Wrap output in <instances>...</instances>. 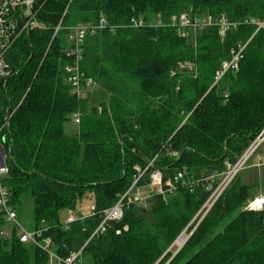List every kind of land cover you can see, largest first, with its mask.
<instances>
[{
  "label": "trees",
  "instance_id": "1",
  "mask_svg": "<svg viewBox=\"0 0 264 264\" xmlns=\"http://www.w3.org/2000/svg\"><path fill=\"white\" fill-rule=\"evenodd\" d=\"M41 28L23 34L6 60L0 82V118L8 172L3 183L17 209L33 199L35 229L66 258L83 250L92 264H264V206H246L250 186L237 175L205 214V177L226 170L264 130V0H37ZM189 12L226 15L238 22L224 37L219 27L180 36L171 25L133 27ZM110 26L88 35L82 70L103 91L98 103L78 98L67 80L70 27ZM60 25L55 34L56 27ZM239 43H247L238 70L215 83L216 71ZM189 61L194 71L181 69ZM73 134L65 125L74 112ZM153 164L149 166V163ZM154 170L165 181L184 172L191 181L147 207L132 203L109 229L91 238L101 212L139 177ZM193 184H192V183ZM86 199L97 214L66 228L65 212ZM205 214V215H204ZM5 216L0 212V230ZM191 234L178 251L173 243ZM50 255L17 235L0 237V264H49Z\"/></svg>",
  "mask_w": 264,
  "mask_h": 264
},
{
  "label": "built area",
  "instance_id": "2",
  "mask_svg": "<svg viewBox=\"0 0 264 264\" xmlns=\"http://www.w3.org/2000/svg\"><path fill=\"white\" fill-rule=\"evenodd\" d=\"M37 5V0H0V82L10 72L6 57L15 42L23 34L43 26L38 18L39 9ZM246 22L256 23L258 29L264 28V21L258 22L251 19L246 20ZM169 25L175 27L178 34L183 37H187L189 31L196 42L197 34L200 31L218 26L220 35L224 37L231 29L237 28L239 23L230 21L226 15L218 20L210 14L193 15L189 12L173 15L169 22H166L160 16L155 17L151 21L143 17L133 18L131 21V26L136 28L146 26L163 27ZM109 26L110 23L108 20L102 16L98 24H78L70 27L68 33L70 47L67 49V54L73 57L74 61L66 65L65 70L67 72V80L71 84L72 93L80 99L87 98L95 84L94 79L89 77L81 67L85 39L88 35H95L98 30L108 28ZM60 27V25L56 27L55 34L59 31ZM246 46L247 43H239L238 46L232 50L231 57L224 60L220 68L216 71L214 84H217L228 71L238 70ZM179 67L191 71L196 69L195 65L189 61L180 62ZM72 118L76 124H80L81 112H74ZM5 124L6 123H3L0 118V212L5 216V225L0 230V237L13 238L14 235H17L21 242L33 243L41 247L50 255L49 264H86L83 256V250L86 244L80 250L72 252L66 258H62L52 250V238L50 236L43 237L44 229L28 230L19 220L18 212L11 204L10 190L3 183V176L8 172L7 152L3 146ZM263 143L264 130L258 134L235 162H226V170L221 173L213 172L204 178L206 181V188L210 191L209 198L203 207L205 214L226 190L231 181L247 166L251 157ZM3 149L5 150L4 153ZM262 162L264 163V161ZM152 164L153 161L149 163V166ZM137 169L140 170V168ZM143 174L144 171L140 170L139 177L119 200L113 206L101 212V220L92 233L91 238L105 233L112 222L122 219L125 209L132 203L147 207V198L141 193L142 187L148 186L151 188L149 196L162 195L166 197L168 193H173L175 191V185L177 183L182 182L184 184L187 181H191L190 177L184 172H179L173 178L165 181L162 172L160 170H154L151 174V182L147 185L140 186L138 180ZM249 206L254 209L262 208L264 206V196L258 197L255 201L250 203ZM96 214V207L93 205L88 216ZM85 217H87V215H79L74 210L70 209L67 218L64 220L66 228H69L71 223ZM185 236H187V234Z\"/></svg>",
  "mask_w": 264,
  "mask_h": 264
},
{
  "label": "rangeland",
  "instance_id": "3",
  "mask_svg": "<svg viewBox=\"0 0 264 264\" xmlns=\"http://www.w3.org/2000/svg\"><path fill=\"white\" fill-rule=\"evenodd\" d=\"M103 95V91L99 87L98 84H94L91 90L90 102L98 103L99 99H101ZM66 132L69 134H73L78 130V125L71 119L66 125ZM264 143L259 147L256 153L251 157L248 162V165L253 164V167L245 168L241 171L240 179H242L245 183L250 185L249 190V199L246 204L248 206L250 203L255 201L258 197L264 196V167L260 169L258 167L257 161L261 158H264ZM260 172V175H259ZM6 175V174H5ZM5 175L3 177H5ZM259 175V178H258ZM153 200H148L147 211L143 214L146 218L151 220L153 213ZM93 201L90 199H86L83 202L79 203L77 206L78 212H84V214H89L91 207L93 206ZM16 209V208H15ZM18 217L23 226L28 230H34L35 228V216H34V207H33V199L29 195H25L23 204L17 207ZM80 212V214H82ZM187 236H185L186 234ZM183 234V235H182ZM180 237H178L173 243V250L178 251L181 247L184 246L188 238L191 234L187 232H183ZM184 240V241H183ZM183 241V242H182ZM86 264H92L90 259H86Z\"/></svg>",
  "mask_w": 264,
  "mask_h": 264
},
{
  "label": "crops",
  "instance_id": "4",
  "mask_svg": "<svg viewBox=\"0 0 264 264\" xmlns=\"http://www.w3.org/2000/svg\"><path fill=\"white\" fill-rule=\"evenodd\" d=\"M67 40H68V37H67ZM68 43H69V42H68ZM69 47H70V44H69ZM69 47H68V48H69ZM68 48H67V49H68ZM89 95H91V93H90ZM88 97H89V96H88ZM88 97H87V98H88ZM71 118H72V116H71ZM72 120H73V118H72ZM73 121H74V120H73ZM75 124H76V123H75ZM77 125H78V124H77ZM263 157H264V156H263ZM262 161H264V158H261V159H260L259 161H257V163H256V164H258V167H259L260 169H262V167H264V163H263ZM248 166H249V167H253V164H250V165L247 164V166H246L245 168H249ZM245 168H243V169L245 170ZM243 169H242V170H243ZM242 170H241V171H242ZM241 171H240V173L238 174L239 179H240ZM259 175H260V172H259ZM259 175H258V178H259ZM240 180H241L242 183L247 184V183H245L242 179H240ZM247 185H249V184H247ZM249 186H250V185H249ZM150 191H151V188L148 187V186H145V187H142V188H141V193L145 196V198H147V199H146L147 204H148V200H151V198L153 197V196H149V192H150ZM137 205H139V204H137ZM139 206H140V207H143V206H141V205H139ZM147 206H148V205H147ZM145 208H146V207H145ZM69 210H70V209H69ZM69 210H67V211L65 212V219L67 218V215H68V211H69ZM72 210H74V211H75L77 214H79V215H85L84 212H81V211H80V212H81L82 214H80V212H78L77 209H72ZM90 211H91V209H90ZM90 211H89V212H90ZM86 215L88 216V214H86ZM65 219H64V220H65ZM34 229H35V228H34Z\"/></svg>",
  "mask_w": 264,
  "mask_h": 264
},
{
  "label": "water",
  "instance_id": "5",
  "mask_svg": "<svg viewBox=\"0 0 264 264\" xmlns=\"http://www.w3.org/2000/svg\"><path fill=\"white\" fill-rule=\"evenodd\" d=\"M4 151H5V150L3 149V153H4ZM177 240H178V239H177Z\"/></svg>",
  "mask_w": 264,
  "mask_h": 264
},
{
  "label": "bare ground",
  "instance_id": "6",
  "mask_svg": "<svg viewBox=\"0 0 264 264\" xmlns=\"http://www.w3.org/2000/svg\"><path fill=\"white\" fill-rule=\"evenodd\" d=\"M183 241H184V240H183ZM183 241H182V242H183Z\"/></svg>",
  "mask_w": 264,
  "mask_h": 264
}]
</instances>
